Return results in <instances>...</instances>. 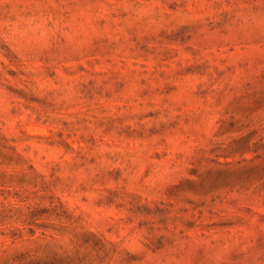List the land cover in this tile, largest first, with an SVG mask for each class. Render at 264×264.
<instances>
[{"label": "rangeland", "instance_id": "obj_1", "mask_svg": "<svg viewBox=\"0 0 264 264\" xmlns=\"http://www.w3.org/2000/svg\"><path fill=\"white\" fill-rule=\"evenodd\" d=\"M0 264H264V0H0Z\"/></svg>", "mask_w": 264, "mask_h": 264}]
</instances>
